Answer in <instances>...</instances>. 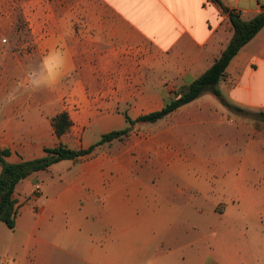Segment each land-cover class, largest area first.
<instances>
[{
	"label": "crops",
	"instance_id": "0c3cea01",
	"mask_svg": "<svg viewBox=\"0 0 264 264\" xmlns=\"http://www.w3.org/2000/svg\"><path fill=\"white\" fill-rule=\"evenodd\" d=\"M222 3L244 21L264 7V0ZM17 10L22 16H14ZM233 34L228 15L211 0H0V41L13 43L0 44V148L10 151L7 162L40 159L61 144L88 149L89 132L103 135L118 123L127 127L126 115L136 120L162 110L213 66ZM56 49L68 57L57 85L6 102ZM218 89L229 106L206 92L161 120L172 121V129L158 138L172 134L175 151H163L165 138L150 162L133 159V146L122 161H72L79 166L73 182L67 186L62 176L38 196L29 187L40 175L22 181L15 230L0 224V259L7 247L21 264H61L56 251L80 244L93 250L105 227L111 233L99 254L109 264H120L122 252L126 264H264V129L239 111L264 113V28L231 61ZM63 112L72 126L58 137L53 120ZM134 170L145 178L134 179ZM175 189L193 213L166 208ZM31 199L41 201L38 213H26ZM76 199L80 212L66 213ZM202 203L208 213H198ZM186 214L188 225H181ZM68 215L71 226L63 228Z\"/></svg>",
	"mask_w": 264,
	"mask_h": 264
},
{
	"label": "trees",
	"instance_id": "16d2710c",
	"mask_svg": "<svg viewBox=\"0 0 264 264\" xmlns=\"http://www.w3.org/2000/svg\"><path fill=\"white\" fill-rule=\"evenodd\" d=\"M211 2L218 5L224 13L228 15L234 31L233 37L226 50L222 53L220 58L216 60L213 66L198 79L190 83V85L179 91L162 110L141 116L136 120H132L126 115V128L102 135L96 144L84 150H73L61 144L54 148L45 149L44 156L40 159L10 164L7 162V158L11 154L10 151L0 148V224L4 223L10 230H15L18 207L14 194L18 185L29 176L37 172L46 171L52 165L62 161H78L87 158L105 144L127 138L132 132L133 126L136 124H155L174 113L179 108L195 101L206 92H211L224 105L229 106L222 97L218 85L223 80L226 69L231 61L238 55L242 48L251 42L264 28V7L262 8V12L253 19L244 21L241 15L236 11L225 8L222 0H211ZM239 111L247 116H253L255 118L260 117L262 121H264V113L251 114L242 110ZM53 126L58 137L69 132L72 121L68 113L63 112L59 114L53 120Z\"/></svg>",
	"mask_w": 264,
	"mask_h": 264
},
{
	"label": "rangeland",
	"instance_id": "374dc122",
	"mask_svg": "<svg viewBox=\"0 0 264 264\" xmlns=\"http://www.w3.org/2000/svg\"><path fill=\"white\" fill-rule=\"evenodd\" d=\"M10 14L11 16L13 14L11 10H10ZM14 14H15L14 16L16 15L22 16V12L19 10H17ZM25 23L26 22L21 20L18 26L22 34L27 36L28 35L27 24ZM9 43L10 42L0 41L1 45L7 46L9 45ZM24 44L26 43L25 42L17 43V45H24ZM9 46L13 47V43H10ZM246 119L248 120L249 123H252L254 128L264 129V122L262 121V118L246 116ZM168 122L172 123V121H165V122L161 121L155 124H143V123L136 124L135 126H133L132 128L133 130L130 133V135L124 140L114 141L112 143L105 144L104 146L98 148L91 156L84 158V159H80L78 161H82V160L95 161L101 158H106V159L119 158L117 161H122L126 157H128V153L125 155V148H128V146H133L134 148L132 149V153H131V156L133 159L135 160L139 159V161L141 162H150L153 159V157L154 158L156 157V151L157 152L159 151L158 147H161V143L163 142L165 138L167 141L165 145L162 147L163 151L164 150L169 151V152L175 151L174 147L178 145V144L171 142L173 140V138L171 137L172 134H170L169 136L158 138V135L161 134L160 132L165 131L166 129L167 130L172 129L170 126L171 123H168ZM118 124L120 125H117V128L115 130H122L126 127L125 123L123 125H121V123H118ZM99 132H100L99 130H97V132H89L88 141L93 144H96L102 136ZM203 143H204V139H202V144ZM137 146H142V147H145L146 149L143 150L142 153H140V150L138 149ZM78 167H79L78 164H74L72 161H69V162H66V164H63L62 166H57L55 168H52L51 170L49 168L46 171L38 172L31 176L33 178H30V179H34L36 175H40L39 182L33 181L30 184L29 182L30 180H28L26 183L30 184L29 190L30 192H33L36 190L37 186L41 188L43 187L49 188L54 183V181L59 180L60 177L63 176L64 180H66V185L68 186L71 182H73L74 175L77 173ZM132 173H133L134 179H144L145 178L144 176L141 175L139 170H134ZM41 188H40V192H41ZM35 194L37 196L40 195V194H37L36 192ZM177 197H178V191L176 189L174 191H171V198L168 199V201H165L166 208L173 209L174 206H177L178 213H193L192 209L188 207L183 209L186 203L183 202L182 200H179ZM40 205H41V201L37 202L31 199L29 201V204L27 205L26 213H38L37 208ZM204 205H207V204L202 203V205H198L199 206L198 213L201 210H202V213H208V209H207L208 205L207 206H204ZM80 209H81L80 202L79 200L76 199L74 206L71 209H69L66 213H79ZM55 210L56 209H54L52 213H56ZM216 212H221L220 207L217 208ZM48 213H51V211H49ZM52 221L56 224L58 221V217H54ZM188 221H189V218L186 214L181 219L180 224L183 225L186 223V225H188ZM60 222L63 228L67 227L68 225L71 226L70 215H68V217L66 216L62 217ZM110 233L111 232L109 228H105V227L101 228L99 232L97 233L98 238H97L96 246L93 250L87 249L82 244L69 245L67 247L68 249L66 248V252L56 251L55 258L57 260H60L61 264H89L90 261H93V264H109L110 262H108V260L110 261V258H108L107 255L99 254L100 253L99 250L105 247ZM45 238L49 240V242H52V243L56 242L55 240L52 241L49 236ZM122 253L123 255H122V260L120 264H126L125 258L127 257L128 259L129 255L124 252ZM12 263L21 264V261L17 259V257L12 252H10L6 247L3 250V255L1 256V259H0V264H12ZM134 264H147V261L139 258L137 259V261H135Z\"/></svg>",
	"mask_w": 264,
	"mask_h": 264
},
{
	"label": "clouds",
	"instance_id": "9594fccd",
	"mask_svg": "<svg viewBox=\"0 0 264 264\" xmlns=\"http://www.w3.org/2000/svg\"><path fill=\"white\" fill-rule=\"evenodd\" d=\"M67 64L68 57L62 49L49 52L38 66L26 72L13 91L8 93L6 102L11 103L17 99L19 93H35L41 89L54 88L62 78Z\"/></svg>",
	"mask_w": 264,
	"mask_h": 264
},
{
	"label": "built area",
	"instance_id": "2783aa9c",
	"mask_svg": "<svg viewBox=\"0 0 264 264\" xmlns=\"http://www.w3.org/2000/svg\"><path fill=\"white\" fill-rule=\"evenodd\" d=\"M35 192H36L37 194H40V187H39V186H37ZM12 264H13V263H12Z\"/></svg>",
	"mask_w": 264,
	"mask_h": 264
}]
</instances>
